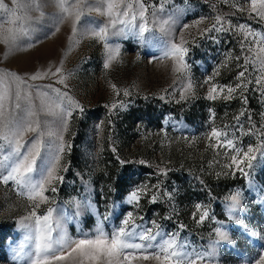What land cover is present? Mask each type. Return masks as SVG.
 I'll return each instance as SVG.
<instances>
[{"label": "rangeland", "instance_id": "1", "mask_svg": "<svg viewBox=\"0 0 264 264\" xmlns=\"http://www.w3.org/2000/svg\"><path fill=\"white\" fill-rule=\"evenodd\" d=\"M129 2L137 13L135 25L145 23L148 29L143 36L136 26L118 20L113 25L116 8L107 14L108 3L122 12ZM142 3L144 20L135 0H3L0 102L5 114L14 110L38 126V133H25V141L38 136L54 151L60 134L66 147L57 168L63 183L55 182V193L45 192L47 201L29 200L13 181L0 183V264H27L34 242L25 239L30 231L21 221L34 223L24 218L37 203L40 216L53 209L54 241L94 238L98 227L112 233L131 213L133 233L175 234L189 252L207 257L202 264H257L264 255V81L255 83L264 77V17L251 12L250 0ZM100 29L106 30V40L94 35ZM173 43L188 49L183 63L164 56ZM116 50L105 68L109 52ZM245 67L244 86L229 94L226 86L241 83L237 75ZM37 73L40 78L31 79ZM212 85L218 88L215 100L208 98ZM69 110L65 129L60 113ZM212 128L239 151L214 147L220 141L209 139ZM14 146L12 137L0 140V160ZM249 147L256 159L250 169L241 165L246 176L231 157L239 159ZM144 186L147 193L139 192L138 204L126 202L131 191ZM237 194L233 217L227 208ZM74 198L89 200L92 208L70 219ZM205 209L209 215L198 223ZM130 241L149 243L137 235ZM121 262L122 256L110 264ZM54 264L109 260L93 262L77 252Z\"/></svg>", "mask_w": 264, "mask_h": 264}, {"label": "snow or ice", "instance_id": "2", "mask_svg": "<svg viewBox=\"0 0 264 264\" xmlns=\"http://www.w3.org/2000/svg\"><path fill=\"white\" fill-rule=\"evenodd\" d=\"M250 2L251 12L255 13L257 16L264 17V0H250ZM135 4L139 6L140 11L138 12V15L140 19L144 20L147 11L145 5L142 3V0H135ZM258 4L260 6L259 10L257 6ZM0 7H4L3 0H0ZM113 8L117 9V19L112 21L113 25H115L118 20L121 24L136 26L139 28L138 35L140 36H143L144 33L148 31L145 23H141L138 26L135 25L137 13L134 10L133 3H127L122 12L119 9V5L108 3L107 14L109 16L113 14ZM96 11L102 10L100 7H97ZM121 15L125 18L130 17V19H120ZM220 20L221 18L218 17L217 23H220ZM185 27L188 26L185 25ZM213 28H215V25H213ZM73 31H75V27ZM94 35L102 41L106 40L105 29H100L99 32L94 33ZM243 44L244 42L242 41V49ZM260 51L264 52V48H261ZM187 52L188 49L184 47L183 44L173 43L170 50L165 51L164 56L172 57L174 60L183 63ZM117 55L118 50H116L115 53L109 52L108 60L105 62L104 67L108 68L109 63L114 60ZM237 59L239 60L240 57H237ZM245 63H247V60ZM176 71H181V69L177 68ZM247 71L248 68L245 67L243 71L238 73L237 80H240L241 83H238L235 88L226 86L229 94L244 86L243 78ZM56 72L59 73L60 69L57 68ZM53 75H55V73ZM37 78H40L39 73L31 77L33 80ZM262 81H264V77H259L256 79L255 83L259 86ZM223 91L224 88L221 87L219 92ZM214 93H218L216 85H212L210 88L208 98L213 100L217 99V95H214ZM64 95L67 96L66 93ZM125 95H128V93L125 92ZM16 96L17 99H19L20 93H17ZM229 98L230 96L224 97V99ZM69 101L71 102V98H69ZM117 106V104H113L112 108H116ZM120 106H122V103ZM75 107L80 108L78 103ZM15 108L19 109L20 104L16 103ZM80 111H83V109L80 108ZM5 112L4 105L0 102V140H9V137H12L15 141V146L4 155L3 160H0V168L4 170L3 172H0V183L7 185L10 181H13L18 188L22 190V194L27 195L29 200L35 201L39 198L41 202H45L48 200L45 192L51 190L55 193L57 191V188L54 186L55 182L59 181L63 183L64 180L63 176L57 174V168L66 147L64 137L63 135L56 134L59 143L54 151H51L50 145L46 144L42 139L38 138V136L33 137L31 141H25V133H38V126H33L32 123L25 121L24 118L17 115L14 110L9 111L7 114H5ZM71 116L72 111L70 110L60 113V118L65 129L67 128V118H70ZM224 135H226V133ZM221 136L222 133L219 130L216 128L211 129L209 139L211 140L215 138L220 141L219 144L214 145V147H225L230 151H239L232 140L221 141ZM67 147L69 150L71 149L70 144L67 145ZM252 152L253 149L249 147L247 152H244L243 156L239 159L236 155H232L231 157L232 165H235L237 170L246 176L248 173L244 172V168L241 167V165L246 163V166L249 169L252 168L251 162L256 159L255 156L250 155ZM229 167H231V165H229ZM66 170L67 169L65 168V171ZM142 190L146 194L147 186H144L143 189L137 187L131 191L126 198V202L138 204L140 199L139 192ZM156 199L157 198L153 196L152 202H155ZM74 206L76 211L70 219L78 218L81 210H89L92 208L91 202L87 199L81 200L74 198ZM38 207L39 204L37 203L29 216L24 218V220L33 221L34 223L25 224L23 223V220L21 221V226L28 228L30 231V235L25 239L34 242V248L30 253L26 254L28 255L27 264H54L56 261H64L70 258L72 253L77 252L80 253L82 257H86L93 262L106 257L109 260V264L112 258L119 259L121 256V264H124V262H126V264H133V261L135 260L155 261L156 264H202V261L207 258L195 250L189 252L188 245L178 242L174 238L175 234H168L160 231L153 234L151 229H145L138 234L133 233L128 227L130 222H132L131 213H128L127 218L123 220V226L114 229L112 233H106L102 227H98L94 238L91 234H85L83 238L74 241H67L64 239L54 241L52 236L53 209L49 208L46 214L40 216L35 211V208ZM238 207L239 199L237 194L232 196V203L227 208L228 214L234 217ZM196 208L197 212H200L202 206L197 204ZM208 215V211L206 209L203 210L202 214L199 216L198 223H202ZM65 219H69V217H66ZM104 219H107V216H105ZM132 223L133 228H135L134 222ZM153 223L155 224L154 221ZM58 226L59 222H57V227ZM156 227L159 229V225H156ZM217 231L219 232L220 229H217ZM132 235H137L140 241H148L149 243H133L130 241ZM18 247L22 250V246ZM65 249H68V251L65 252ZM17 255H19V252H17ZM257 264H264V255L260 256Z\"/></svg>", "mask_w": 264, "mask_h": 264}]
</instances>
